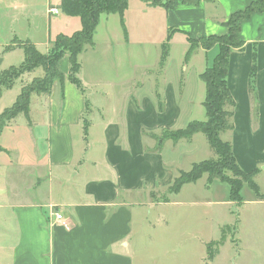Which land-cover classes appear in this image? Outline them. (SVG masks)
Here are the masks:
<instances>
[{"label":"crops","instance_id":"0c3cea01","mask_svg":"<svg viewBox=\"0 0 264 264\" xmlns=\"http://www.w3.org/2000/svg\"><path fill=\"white\" fill-rule=\"evenodd\" d=\"M61 1L0 0V72L14 66V59L24 61V51L17 47L18 43L31 42L46 54L50 41L58 35H72L81 29L79 17L67 16L61 11ZM252 1H203L194 6L175 0L174 7L166 10L151 7L142 0L138 1L141 5L131 0L122 19L118 14L101 15L94 45L87 46L79 56L78 78L84 88L88 87L89 82L83 76V56L94 53L97 56L95 71H101V63L110 60L115 44L130 48L148 42L150 28H145V23L153 24V30L160 35L157 38L161 45L160 63L162 46L169 33H172L171 48L178 35H184L186 40L187 36L199 39L226 35L225 22ZM133 4H137L139 10H133ZM51 9L59 13H52ZM263 13L242 22L245 49L232 52L228 74V87L236 102L231 140L233 154L244 172L258 169L256 177L261 175L259 167L264 165V17L257 21ZM113 16H119L122 33L102 37L101 28ZM255 23L259 25L254 27ZM246 27L250 36H246ZM187 28L191 30L186 32ZM98 39L103 40V51L96 43ZM187 51L178 74L176 72L164 86L161 95L164 102L156 106L144 98L141 109L131 100L135 82L127 80L126 88L123 85L118 94H112L102 88L106 82L104 77L93 85L99 88L97 93L104 96L103 99L118 95L122 104L90 105L85 93L69 78V56L60 60L58 68L64 82L56 81L49 95H33L30 120L19 115L6 125L0 136V229L13 226L16 238V246L9 249L11 252L0 246V264H264V198L258 199L255 193L246 198L242 192L244 201L233 202L229 189L226 198H211L200 204L207 207V214H198L199 204H182L177 200L191 185L187 184L179 194H172L170 201H154V195L168 191L174 179L184 171L178 155L180 146L184 141L192 145L202 134L194 135L191 140H168L160 151L147 143L151 140L156 143L152 135L163 130H179L191 121H204L191 118L193 109L184 110L188 90L181 71ZM218 53L219 46L199 50L189 64L201 55L205 70ZM254 60L259 102L256 122L249 94ZM170 61L171 50L166 69ZM124 80L114 78L111 85H122ZM13 89L4 92L0 103ZM159 104L165 105L164 109L161 110ZM6 108L0 107V114ZM185 114L188 117L182 123ZM187 152L190 159L194 153ZM225 199L229 201L224 202ZM171 205L179 210L183 206L192 210L186 220L190 224L177 236H169L167 232L158 235L157 224L160 227L167 215H161V219L160 215L154 217L149 212ZM216 206L230 208L221 210L223 219L215 221L209 211ZM55 213L62 214L63 219L57 221ZM224 214L229 218H224ZM180 217L178 220L183 221ZM233 217L234 221H228ZM228 227L233 230L235 239L224 242L210 258L208 245L221 239L223 230ZM164 229L168 231L170 226ZM8 237L11 236L6 228L0 230V241ZM168 240H174L175 245L168 246Z\"/></svg>","mask_w":264,"mask_h":264},{"label":"trees","instance_id":"16d2710c","mask_svg":"<svg viewBox=\"0 0 264 264\" xmlns=\"http://www.w3.org/2000/svg\"><path fill=\"white\" fill-rule=\"evenodd\" d=\"M131 0H62L61 11L67 16L79 17L82 27L72 35H58L50 41V49L46 54H42L31 42H21L17 44L24 51V61L18 66H11L0 72V99L3 90L13 88L14 82L26 73L42 69V76L35 77L30 84L21 88L13 105L6 108L0 114V136L6 125L16 119L19 115H24L30 120V105L33 95H49L56 81L64 82V75L60 72L58 64L60 60L68 55L70 59V80L82 92L85 89L78 78L80 71L79 56L87 46L94 45V33L99 24L102 14H118L121 19L128 8ZM151 7H161L170 10L175 5V0H142ZM215 2L216 0H182L184 4L198 6L201 2ZM264 12V0H253L244 10H240L231 15L225 22L228 33L223 36L211 35L199 39L187 36L190 47L185 56V62H189L194 54V50L201 46L205 51L219 46V53L215 57L213 64L207 67L200 75V80L205 85V98L203 106L206 111V120L192 121L185 128L179 130H163L160 138L157 139L155 151H160L167 140L179 142L182 139L191 140L198 133L206 136L207 141L214 151L216 158L201 161L192 165L190 171H181L174 179L169 188L170 194H179L187 184L196 183L205 174L208 175V183L212 184L219 180L230 187V200L242 203L244 201L242 190L246 185L250 188L258 199L264 196L260 192L255 177L259 170L244 172L238 165L233 154L231 141H224L221 135L231 132L234 129L233 117L236 102L228 87V74L230 66V56L233 51H243L245 42L241 38L242 22L250 19L256 13ZM172 33L168 34L162 46V57L160 65H165L170 53V41ZM9 47L7 48V50ZM249 94L253 104V114L257 118L259 106L256 89V63L252 67L249 80ZM160 109L163 105L159 104ZM1 151V148H0ZM229 172L230 175H226ZM209 257L211 255L208 253Z\"/></svg>","mask_w":264,"mask_h":264},{"label":"rangeland","instance_id":"374dc122","mask_svg":"<svg viewBox=\"0 0 264 264\" xmlns=\"http://www.w3.org/2000/svg\"><path fill=\"white\" fill-rule=\"evenodd\" d=\"M137 0L136 3H139ZM141 5V2L139 3ZM133 10H139L137 7V4H133L132 6ZM263 16H259V20L261 21L264 17V13L261 14ZM109 22L106 23L103 28L100 30V34L103 36H107L108 34L113 37L114 33H122V27L120 25V18L119 16H113V18H109ZM259 24H254V27ZM145 28H150V40L148 42H145L143 46L135 45L130 48H122L121 46H118L115 44L113 51L110 54V60L107 63H101L102 70L101 71H95L96 65L94 59L97 57L94 55V53L87 54L83 56L81 63L83 64V76L88 80L89 85L85 89V97L86 101L91 105H102V106H113L116 104H122V99L120 96L116 97H107L106 99H103L104 96H101V94H98L99 88L93 86L98 82V80L101 77H104L106 82L102 86V88L105 90L107 88L112 94H115L124 87H127V80L135 82L136 88L134 96L131 100L135 104L136 107L141 109L142 102L144 98H147L151 102L155 103L156 106L159 102H164V99L162 98V94L164 92V86L169 83L172 77L176 76V72L178 74L177 70H180V64L182 61H184V55L187 51V47H190V44L185 39L184 35H178L174 42H172V48H171V41H170V50H171V61L169 66L166 69V63L165 65H160L159 60L161 56V45L158 44V35L157 32L153 30V24L150 26L145 23ZM252 29V28H250ZM186 32L190 31V28L185 29ZM246 36H250L249 30H247L246 27ZM255 31V29H252ZM122 35V34H121ZM264 36V35H263ZM262 37V36H260ZM97 45L99 49L102 51L104 50L102 48L103 40L98 39ZM189 49V48H188ZM204 50L201 46L196 48L194 50L193 56L199 51ZM100 51V54L102 53ZM100 54L98 57H100ZM193 56L191 58H193ZM191 61V60H190ZM189 61V62H190ZM14 66H18L21 61L19 59H14L13 61ZM80 62V61H79ZM189 62L185 63L183 65V71L182 72V81L187 82V93L185 96V108L193 109L194 120H205V110L203 105L201 103L204 101L205 98V92H204V83L200 80L199 74L204 70L206 67L205 62L203 60V57L201 55L196 56L195 59L192 61L191 64ZM60 70V69H59ZM35 74L33 76L28 75L29 73L24 74L19 79H17L13 84V91L11 93H7L3 101L0 103V107H11L15 101V98L20 94L22 86H25L27 84H30L33 80L34 76H42V69L35 70L31 73ZM62 72V71H60ZM99 72H101L99 74ZM167 74V75H166ZM165 75L167 76V81H165ZM99 78V79H98ZM117 78H124L126 80L123 81L122 85L120 83L116 85H111V80ZM108 80V81H107ZM107 84V85H105ZM84 87V86H83ZM11 90V89H10ZM5 91H8L6 89L3 90V94ZM156 94V95H155ZM157 96V97H156ZM159 97V98H158ZM35 104V103H34ZM256 104L259 105V102L257 100ZM165 105H163L164 109ZM157 109V108H156ZM187 113V109H186ZM188 115L185 114L183 117V122H186ZM255 122L257 121V118L254 117ZM192 122V121H191ZM234 130V129H233ZM232 132H226L221 135L222 140L224 141H231L232 140ZM157 137H161L163 134H155ZM153 139H155L152 136ZM152 141V140H151ZM151 141H148V146L152 147V149L157 147V139H155L156 143H152ZM168 141V140H167ZM166 141V142H167ZM188 150L193 151V155L190 159H187L188 156ZM179 156L182 160L181 167L185 172L190 171L192 168V163H199L204 160H208L211 158H216V155L214 151L211 149L206 136L203 134L199 135L194 143L192 145H189L187 142H183V144L180 146L179 150ZM261 171V175L255 178V182L261 187L262 190H264V165L259 167ZM226 175H230L229 172H226ZM217 181V182H216ZM215 183L212 184L208 183V175L205 174L200 180H198L196 183L191 184L190 186H187V188L182 191L177 199L178 201H181L182 204H189V203H196L203 205L204 203H207L208 200L211 198H226L228 192H229V185L226 183H223L219 180H216ZM214 189L211 191V189ZM260 190L261 194L264 196V192ZM243 195L246 198H250V194H254V192L248 188L246 185L244 186ZM171 195L169 191H166L161 194L154 195V201L158 203L170 201ZM214 196V197H213ZM229 200L225 199L224 202H228ZM200 205V208L196 212L198 214H207V207L204 205L203 207ZM182 207V206H181ZM179 207V208H181ZM226 208H230L229 206H220V207H214V209L209 211V214L214 217L215 221L217 219H223L222 214L220 213L221 210H225ZM164 208H158L154 212H149L151 216H161V215H167V219L165 222H162L160 224V227L157 224V234L158 235H167L169 236H177L178 233L180 234V230L185 231L187 229L185 226L186 224H190L189 221H186L187 218L191 217L192 210H187L186 207L183 206L182 209H176L173 205L167 206L164 210ZM166 210V211H165ZM179 210V211H178ZM232 211H236L235 209H232ZM146 212V211H145ZM230 213V212H226ZM181 214V217H180ZM209 216V218H211ZM180 217L183 221L178 220ZM229 218V215L224 214V218ZM162 219V216L159 217ZM233 220L229 219L228 221ZM175 224L177 225V228H175ZM230 224V223H229ZM156 225V224H155ZM168 225L170 226V230H163V228ZM6 233L10 235L11 237H8V240L6 241H0V246H4L6 249H8L9 252H11V247L16 246V238H15V230L13 226H5L2 227L0 230H5ZM219 236L216 234V237ZM234 234L231 227H228L227 229L223 230V236L221 239L214 241L210 243L208 246V253L211 255V257H214L218 251L219 248L224 242H229L234 240ZM176 242L174 240H168L167 245L173 246ZM186 245H189V243H186Z\"/></svg>","mask_w":264,"mask_h":264},{"label":"built area","instance_id":"2783aa9c","mask_svg":"<svg viewBox=\"0 0 264 264\" xmlns=\"http://www.w3.org/2000/svg\"><path fill=\"white\" fill-rule=\"evenodd\" d=\"M50 11H51L52 13H56V14L59 13V10H57V9H51ZM55 217H56V220H57V221H61V220L63 219V215L60 214V213H55Z\"/></svg>","mask_w":264,"mask_h":264}]
</instances>
